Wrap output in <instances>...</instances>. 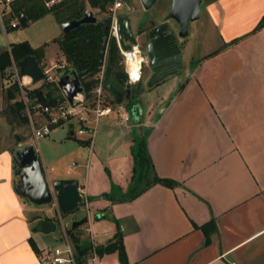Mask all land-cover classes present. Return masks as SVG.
<instances>
[{"label": "crops", "instance_id": "1", "mask_svg": "<svg viewBox=\"0 0 264 264\" xmlns=\"http://www.w3.org/2000/svg\"><path fill=\"white\" fill-rule=\"evenodd\" d=\"M263 16L264 0H202L189 32L194 44L181 47L182 69L151 87L144 74L139 116L127 102L130 120L107 116L92 151L78 139L89 153L72 168H85L84 182L48 174L79 179L98 246L120 232L130 264H264ZM4 84L0 73V264H41L38 252L51 247L43 233L53 232L42 221L53 220L17 191L14 149L1 131L11 127ZM68 135L76 137L69 128ZM142 135L155 172L175 185L155 183L131 197ZM105 256L100 264H122L118 251Z\"/></svg>", "mask_w": 264, "mask_h": 264}, {"label": "built area", "instance_id": "2", "mask_svg": "<svg viewBox=\"0 0 264 264\" xmlns=\"http://www.w3.org/2000/svg\"><path fill=\"white\" fill-rule=\"evenodd\" d=\"M17 0H0V23L4 30L7 26L4 23V15H10V28L15 29L21 25L18 18V12L14 9V3ZM60 0H46V5L52 7ZM126 5V0H110L109 11L107 18L109 19L110 27L108 30V38L115 39L120 54L122 56L123 70L126 73V81L132 85H136L143 80L144 66L148 63V57L144 54L139 41L126 42L131 44V48H125L120 40L119 19L122 15L120 10ZM11 50L10 44L8 47ZM107 52L104 62L100 70L94 75V83L90 87L85 86L84 75L79 76L84 90L78 92L72 100H70L63 92L59 85V81L63 74H70L69 62L66 58L55 62L51 66L42 67L43 79L40 82L54 83L60 88L61 95L50 101L45 94L47 100H43L36 93L38 87H34V82L31 78L29 81L20 72V67L17 61L13 59L12 66L14 67L15 82L19 85V97L24 103L25 115L28 117V122L31 134L39 141L41 138L49 136L55 127L65 125L73 135L85 140L92 151L95 139L99 133L100 123L103 118L118 113L122 120L128 121L131 119V114L126 110L123 104L115 101L113 95L105 88ZM73 78V75H71ZM85 136V137H83ZM77 164H74L76 167ZM79 191L82 195V203L88 204L87 197L83 195L81 186ZM52 204L56 206L58 217L62 222V211L58 200L54 198ZM88 217V216H87ZM90 221L89 218L87 222ZM86 223V222H85ZM63 226V244L42 249L38 252V257L41 264H100L101 255L98 251V245L91 229L88 226L86 229L90 233L91 247L86 253L80 252L76 243L72 241L68 230Z\"/></svg>", "mask_w": 264, "mask_h": 264}, {"label": "water", "instance_id": "3", "mask_svg": "<svg viewBox=\"0 0 264 264\" xmlns=\"http://www.w3.org/2000/svg\"><path fill=\"white\" fill-rule=\"evenodd\" d=\"M146 10H150L158 0H140ZM202 11V0H172V5L167 20L174 19L180 26L178 36L186 38L189 35V24L200 18ZM21 25H28V17L25 11L18 12ZM99 19L91 9L87 10L80 19H72L61 23L65 34L73 29L89 23H96ZM104 25V31H108L110 21L105 18L100 21ZM119 32L121 43L125 48H131L130 43L139 41L135 35L131 18L121 16L119 19ZM168 23L161 24L156 30V36L149 40L146 55L148 57L147 67L149 79L147 85L153 86L163 78L178 73L182 67V49L177 43V36L172 40V34L164 35ZM20 72L28 76L34 83L43 79L41 66L34 55H29L19 62ZM151 72V73H150ZM73 75V78H71ZM59 85L66 96L72 100L73 97L84 90L82 82L75 69H71L70 74H63ZM105 88L113 95L119 104L131 100L133 95V85L125 81L119 82L114 75H110L105 81ZM134 120L139 116L137 106L132 108ZM14 155V175L19 178L20 184L17 191L30 202L36 205L51 204L56 198L62 213L67 214L82 203V195L79 191L80 182L77 178H57L50 180L46 174L42 159L37 148L33 144H26L16 147ZM88 217L73 222V227H79L87 222ZM42 225L46 232L55 231L57 224L54 221L43 220Z\"/></svg>", "mask_w": 264, "mask_h": 264}, {"label": "trees", "instance_id": "4", "mask_svg": "<svg viewBox=\"0 0 264 264\" xmlns=\"http://www.w3.org/2000/svg\"><path fill=\"white\" fill-rule=\"evenodd\" d=\"M17 0L15 3H17ZM14 3V7H15ZM91 9H98L99 13L104 14L102 18H98L96 23L81 25L73 29L68 34H63L62 37L56 39L63 51L70 69H75L79 76L84 75L86 81L85 86L90 87L94 83V75L100 70L103 65L105 54L108 46L113 45L114 49L109 58V63H106L107 78L114 75L119 82L126 81V73L119 65V49L115 39L108 38V31H104V25L100 22L107 18L109 11L110 0H60L52 7L46 5V0H21L16 12L25 11L28 20L39 19L47 13H53L60 23L72 19H80L84 13ZM98 17V16H97ZM264 25V16L258 26ZM11 50L5 49L0 53V73L5 74L7 69L12 66L13 59L19 62L21 59L34 55L37 61L41 62L44 56V47H33L27 40L10 45ZM142 89L134 88L131 100L127 101L129 108L139 105L136 95ZM19 85L17 82H12L6 88V98L9 101L7 108L3 113L14 122L15 119L23 117L22 109L24 103L19 99ZM36 93L41 99L47 100L45 94L50 101L61 95L60 88L54 83H42L37 88ZM57 92V93H56ZM18 98V99H17ZM13 116L9 117V116ZM24 119L28 121V117L24 114ZM23 120V118H22ZM135 158V167L133 173V185L130 191V196L134 197L145 191L148 187L155 183H163L169 186H174L175 181L170 178L160 177L154 170L152 160L147 150V135L139 136L135 139L133 150ZM78 227H73L76 230ZM71 230V237L76 243L78 249L82 253L88 252L91 247V242L82 240ZM34 248L38 251L35 243L31 241ZM99 254L102 256L105 253L118 251L122 264H130L126 252L121 243L120 232H116L114 238L105 246H98Z\"/></svg>", "mask_w": 264, "mask_h": 264}, {"label": "rangeland", "instance_id": "5", "mask_svg": "<svg viewBox=\"0 0 264 264\" xmlns=\"http://www.w3.org/2000/svg\"><path fill=\"white\" fill-rule=\"evenodd\" d=\"M21 2L19 0L17 3H15L14 9L18 7V4ZM172 5V0H158V2L154 5V7L150 10H145L144 7H142V3L140 0H126L125 8H123L122 15L125 14V16H129L131 18L132 27L134 30L135 35L139 32V26L143 25L145 23L152 22L153 25L157 26L164 22L167 19V14L170 11ZM88 9H90L89 5L87 6ZM95 12V15L98 16V18H102L105 15L98 12V9H92ZM155 19V20H151ZM10 21L11 16L10 15H4V23L7 26V28L4 30L2 27V24L0 23V52L2 50L8 49L9 44L13 45L22 41L27 40L33 47H44V56L41 59V66L42 67H48L54 64L55 62L60 61L63 58H66L63 51L61 50L59 43L56 41V39L63 36L64 31L62 29L61 23L57 20L55 15L53 13H47L44 16H42L39 19H33L29 20L27 26L20 25L18 28L12 29L10 28ZM172 23L171 25H176L173 23V21L169 22ZM194 22H190L189 26V32L192 31ZM190 34L186 38H180V45L185 46L187 44H194L195 38H190ZM114 47L112 44L108 46L107 49V63H109V58L111 56V53L113 51ZM120 54V51H119ZM54 62V63H53ZM119 65L121 69L123 70V64H122V56L119 55ZM14 67L10 66L5 74L3 75V78L5 79V88H4V94H5V103H4V109L7 108L8 100L6 98V88L12 84L15 80L14 76ZM145 79V76H144ZM143 79V80H144ZM43 82H36L33 84L34 87H38ZM143 86H146V82L144 85V82L141 81L140 83L136 84L134 88L141 89ZM148 90V88L146 89ZM57 93V92H56ZM139 93V92H138ZM143 93V92H142ZM18 99V98H17ZM20 99V97H19ZM125 103H122L123 106H125ZM3 109V110H4ZM25 111L22 109V118L18 117L14 118L15 121L12 122L7 117V121L11 125L10 130H7L8 127L5 124V129H2L1 131L5 135L6 139L10 143V147L12 149H15V147L22 145L25 141H32L36 146L38 153L42 159L46 174H48L51 177H80L82 182H84V176H85V168L78 167L76 169H73V165L76 163L75 161L82 162V158L85 156L87 158L89 153V148L86 147V149H80L79 146L80 141L78 139H81L80 137H74L68 135V127L65 126L63 128H59L57 130H53V132L44 138H41L39 141L34 139V137L31 134L29 122L24 119ZM12 117L13 116H9ZM105 121L106 117L102 119L100 123L99 133L98 137L101 136V133H103V129L105 128ZM2 127V128H4ZM63 135H66L63 137ZM85 137V136H83ZM48 171H47V170ZM20 184L17 182V188ZM37 207L36 215H48L52 217V220L57 224V229L53 231L52 233H43V239L44 242H46L48 245L55 246V245H62L63 244V226L68 230L69 235L71 236V230H73V222L79 219H82L83 217L87 216L88 213H93V204L90 205V201H88V204L86 202H83L80 204L79 207H77L75 210L64 214L62 213V222L60 221L58 217V213L56 211V206L54 204H44V205H35ZM99 220L95 221L94 228L95 232L98 234H101V229L99 228L101 226V223H98ZM91 222H93L91 220ZM83 226L87 227L89 226V221L84 223L83 225L79 226L76 230H73V233L82 238L83 240H87L86 231ZM104 232V231H103ZM72 238V237H71ZM106 236L100 235L98 237L99 240L105 239ZM73 241V239H72ZM107 256V253L104 254V256ZM105 256V257H106ZM106 260L104 261V263Z\"/></svg>", "mask_w": 264, "mask_h": 264}, {"label": "flooded vegetation", "instance_id": "6", "mask_svg": "<svg viewBox=\"0 0 264 264\" xmlns=\"http://www.w3.org/2000/svg\"><path fill=\"white\" fill-rule=\"evenodd\" d=\"M171 21H173V23H175L176 25H171L172 23H169ZM163 23H168V27L163 32L164 35L172 34V36L169 38V40H172V38L174 37L173 35L177 36V43H178V45L181 48V45L179 43L180 42V37L178 36V33L180 31L179 24L174 19H170V20L166 19L161 24H163ZM161 24L155 26V25H153L152 22H149V23H145V24L139 26V32H138L137 36L139 38V42L141 44V47H142L143 52H144L145 55H146V52H147V45L149 43V40L156 36V30ZM149 70L150 69L147 67V64H146L144 66V74H147Z\"/></svg>", "mask_w": 264, "mask_h": 264}, {"label": "bare ground", "instance_id": "7", "mask_svg": "<svg viewBox=\"0 0 264 264\" xmlns=\"http://www.w3.org/2000/svg\"><path fill=\"white\" fill-rule=\"evenodd\" d=\"M29 78H30V77H27L26 79L29 81Z\"/></svg>", "mask_w": 264, "mask_h": 264}]
</instances>
